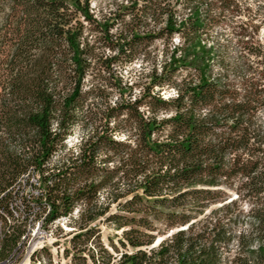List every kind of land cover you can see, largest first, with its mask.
I'll list each match as a JSON object with an SVG mask.
<instances>
[{
  "label": "trees",
  "instance_id": "obj_1",
  "mask_svg": "<svg viewBox=\"0 0 264 264\" xmlns=\"http://www.w3.org/2000/svg\"><path fill=\"white\" fill-rule=\"evenodd\" d=\"M109 1L95 13L91 0H0V222L7 226L17 210L29 215L13 187L32 169L43 225L81 207L72 252L64 251L70 264H85L87 240L99 238L91 224L102 218L121 236L109 239L110 250H87L90 264H264V50L246 40L235 60L218 51L219 72L211 75L209 29L237 1ZM174 36L159 73L154 68L138 97L124 99L132 87L116 74L120 61L130 63L145 41L170 46ZM179 71L185 75L176 81ZM164 86L173 97L153 92ZM108 89L119 94L112 106ZM110 122L122 126V140ZM76 124L84 130L74 152L48 166ZM236 179L239 197L252 202L248 229L236 233L227 216L214 217L233 201L194 222L226 200L222 187ZM17 220L4 233L0 260L23 233ZM155 222L186 228L151 248Z\"/></svg>",
  "mask_w": 264,
  "mask_h": 264
},
{
  "label": "rangeland",
  "instance_id": "obj_2",
  "mask_svg": "<svg viewBox=\"0 0 264 264\" xmlns=\"http://www.w3.org/2000/svg\"><path fill=\"white\" fill-rule=\"evenodd\" d=\"M236 1L238 7L235 8L232 13L226 12L219 17L218 23L209 29L210 39H208V43L210 44L211 41L214 42V56L211 65V75L214 76L219 72V67L215 63L217 60L215 54L223 52L224 50V56L226 59L235 60V57L240 52L239 46L242 41L245 42L246 40L254 42L264 50V0ZM109 2V0H91L90 8L96 13V11L100 9H107ZM85 27V32L88 33L89 26ZM113 32L115 33L116 31ZM97 36H99V33L96 31H92L88 34V37L92 40ZM171 42L170 46H166V42L163 40L145 41L140 44L138 51L130 63L120 61L119 65L115 68L116 74L121 78L123 83L131 84L132 87L131 94H125L123 96L124 99L131 98L132 100L134 97H138L140 91L149 84L150 74L154 68L157 70V73H159V67L165 57L169 56L172 50V45L177 44V37L174 36ZM105 53L107 54L108 52L106 51ZM249 60H254V58L249 56ZM184 75L185 72L183 71L177 72L175 77L176 81ZM230 78H233V75H230ZM91 82L92 79L87 76L84 80V89L87 88ZM108 90L109 93L106 94L107 103L112 106L119 97V94L114 89ZM153 92L159 93V95L165 99L173 97L175 93L171 86H164L163 88L155 87ZM260 114L263 117L264 112H261ZM109 126L112 129V136L114 139L122 140L126 135L122 130V126L118 129L117 124L114 122H110ZM83 130L81 124H76L72 127L70 134L62 143L64 149H57V151L50 157L48 166L51 167L61 160L65 153L74 152L80 141ZM239 187L240 181L237 179L231 182L230 188L222 187V190L226 195V200L216 201L211 204L203 210L202 214L196 215L193 221L196 222L205 216H213L210 214L211 211L233 201V205L229 206L227 211L220 210L216 213H219L218 215L214 214V217H220L225 220V217L227 216L228 220H230L229 224L233 226L236 233L247 230L250 224L249 210L252 207V202L247 198L239 197ZM13 190H18L20 192L16 196L17 205L25 207L28 202V206L30 207V213L28 216H25L23 212L17 210L16 215L19 218L18 220L14 218L15 221L17 220L16 224L21 226L25 233L24 238L20 239V248L15 263L19 264L21 260L23 262L24 257H27V254H31L24 264H35L37 261H39L40 264H70V254L66 255L64 251L67 250L69 253L72 252L70 240L79 227V213L81 207L76 205L72 212L64 217V220L61 219L45 226L42 222L43 214L36 210L39 206L37 199L39 198L40 201L43 202V199L40 197L42 190L39 185V175L34 173L32 169H29L17 179ZM107 194V192L103 191L98 195V202L100 204L107 202ZM24 198L27 199L26 204L23 202ZM110 212H115L114 204L111 205ZM238 213L239 218L238 220L236 218L234 223V216L238 215ZM154 224L156 231L152 232L155 239L150 246L151 248L156 247L161 240L167 238L176 230L186 228V226H181L166 231L162 223L155 222ZM91 226H94L98 230L99 238L97 239L94 236H91L90 239L87 240L86 245L84 246L86 251L82 254L85 258V264H90L87 257V250L93 251L94 254V250L98 249L100 246L110 250L109 239L115 244L117 239L121 236V231L113 230L112 225L106 223L104 218L96 220ZM44 234L47 235L46 238L41 237ZM117 247L119 251L123 250L118 244ZM256 247L257 244L254 242L251 248L256 249ZM229 248L230 252H234L237 249L234 242ZM43 249L46 250V253L42 251ZM79 263L81 264V262L76 261L74 264Z\"/></svg>",
  "mask_w": 264,
  "mask_h": 264
},
{
  "label": "built area",
  "instance_id": "obj_3",
  "mask_svg": "<svg viewBox=\"0 0 264 264\" xmlns=\"http://www.w3.org/2000/svg\"><path fill=\"white\" fill-rule=\"evenodd\" d=\"M14 218L16 219V218H19L17 215H16V213L14 214V216H7L6 218H5V222H6V224H7V226H5V224H3L2 222H0V249H1V243H2V239H3V236H4V233H8L9 232V227L8 226H12L13 224H14V222H15V220H14ZM64 220V217H62V218H59L58 220H56V221H59V220ZM56 221H54L53 223H55ZM24 232L22 233V235L20 236V239H23L24 238ZM42 238H46L47 237V235H42L41 236ZM20 239H19V242H18V244H17V247H15V249H13L12 251H11V253L7 256V257H5L4 259H2V260H0V264H16L15 262H16V260H17V254H18V251H19V248H20ZM31 254H27L26 256L27 257H24V259H23V262H22V260L19 262V264H24L25 263V261L26 260H28L29 259V256H30ZM35 264H40V262L39 261H37Z\"/></svg>",
  "mask_w": 264,
  "mask_h": 264
},
{
  "label": "bare ground",
  "instance_id": "obj_4",
  "mask_svg": "<svg viewBox=\"0 0 264 264\" xmlns=\"http://www.w3.org/2000/svg\"><path fill=\"white\" fill-rule=\"evenodd\" d=\"M158 242V241H157Z\"/></svg>",
  "mask_w": 264,
  "mask_h": 264
}]
</instances>
